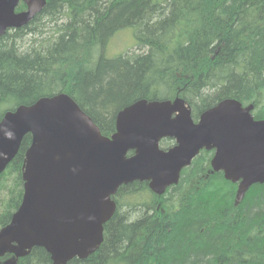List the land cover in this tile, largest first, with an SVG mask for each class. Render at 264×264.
<instances>
[{
	"label": "trees",
	"instance_id": "16d2710c",
	"mask_svg": "<svg viewBox=\"0 0 264 264\" xmlns=\"http://www.w3.org/2000/svg\"><path fill=\"white\" fill-rule=\"evenodd\" d=\"M127 29L137 50L110 57V40ZM63 92L106 136L118 112L141 99L180 97L197 121L233 98L263 119L264 0H46L31 22L0 37V120ZM31 142L27 134L0 174V229L22 202ZM213 154L202 150L161 196L147 181L121 186L103 242L67 264H264V183L237 202L238 184L212 169ZM16 264L54 262L34 247Z\"/></svg>",
	"mask_w": 264,
	"mask_h": 264
},
{
	"label": "water",
	"instance_id": "95a60500",
	"mask_svg": "<svg viewBox=\"0 0 264 264\" xmlns=\"http://www.w3.org/2000/svg\"><path fill=\"white\" fill-rule=\"evenodd\" d=\"M21 1L27 8L17 11ZM45 4L0 0V37L31 22ZM253 108L228 98L195 122L180 97L141 99L118 112L111 136L67 93L6 111L0 120V174L27 134L32 142L22 172V202L0 229V256L43 247L54 264L86 257L102 243L122 185L149 181L161 195L178 184L202 149L215 150L211 166L238 183L241 202L252 185L264 183V119H255ZM164 138L176 144L163 149Z\"/></svg>",
	"mask_w": 264,
	"mask_h": 264
},
{
	"label": "rangeland",
	"instance_id": "374dc122",
	"mask_svg": "<svg viewBox=\"0 0 264 264\" xmlns=\"http://www.w3.org/2000/svg\"><path fill=\"white\" fill-rule=\"evenodd\" d=\"M135 45L134 36L131 29L122 30L118 32L109 42L108 55L114 57L118 54L130 50H137Z\"/></svg>",
	"mask_w": 264,
	"mask_h": 264
}]
</instances>
